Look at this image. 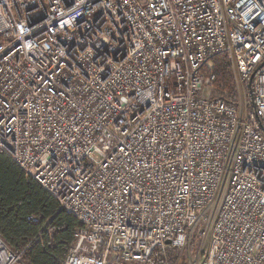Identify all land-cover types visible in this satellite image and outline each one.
I'll return each mask as SVG.
<instances>
[{
    "label": "built area",
    "instance_id": "built-area-1",
    "mask_svg": "<svg viewBox=\"0 0 264 264\" xmlns=\"http://www.w3.org/2000/svg\"><path fill=\"white\" fill-rule=\"evenodd\" d=\"M0 150L80 222L61 264H264V0H0Z\"/></svg>",
    "mask_w": 264,
    "mask_h": 264
},
{
    "label": "trees",
    "instance_id": "trees-1",
    "mask_svg": "<svg viewBox=\"0 0 264 264\" xmlns=\"http://www.w3.org/2000/svg\"><path fill=\"white\" fill-rule=\"evenodd\" d=\"M209 62L217 72L211 97L236 103L229 56L220 53ZM23 172L0 150V238L21 253L26 264H61L81 224L74 215L59 209L56 200ZM145 264H164V260L154 253Z\"/></svg>",
    "mask_w": 264,
    "mask_h": 264
},
{
    "label": "rangeland",
    "instance_id": "rangeland-1",
    "mask_svg": "<svg viewBox=\"0 0 264 264\" xmlns=\"http://www.w3.org/2000/svg\"><path fill=\"white\" fill-rule=\"evenodd\" d=\"M209 65L211 64L209 63ZM234 82H235V78H234ZM235 86H236V82H235ZM209 91H210L209 93L211 94V90ZM246 97H247L249 104H251V100H250V96L248 92L246 93ZM238 99L239 97H238V91L236 87V101H238ZM187 246L188 245H186V247L183 249L168 248L166 254L162 255L164 264H192L198 253L199 241H197L196 239H193L190 245L188 247Z\"/></svg>",
    "mask_w": 264,
    "mask_h": 264
},
{
    "label": "water",
    "instance_id": "water-1",
    "mask_svg": "<svg viewBox=\"0 0 264 264\" xmlns=\"http://www.w3.org/2000/svg\"><path fill=\"white\" fill-rule=\"evenodd\" d=\"M250 85H251V83L249 81V84H248V88L247 89L249 90V94L251 95V89H250L251 86ZM165 242H166V244H170V239H167Z\"/></svg>",
    "mask_w": 264,
    "mask_h": 264
}]
</instances>
